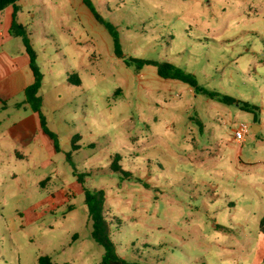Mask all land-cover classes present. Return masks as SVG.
Returning <instances> with one entry per match:
<instances>
[{
  "label": "rangeland",
  "instance_id": "374dc122",
  "mask_svg": "<svg viewBox=\"0 0 264 264\" xmlns=\"http://www.w3.org/2000/svg\"><path fill=\"white\" fill-rule=\"evenodd\" d=\"M94 5L118 30L125 56L194 73L206 89L257 106L256 121L237 105L187 93V84L159 77L153 66H126L102 26L95 49L91 41L80 44L87 56L55 28L56 38L43 44L62 48L67 59L59 52L41 61L42 111L60 150L41 145L34 132L20 143L0 138V264H38L41 255L58 264H101L85 189L105 191L112 238L129 264H259L264 0ZM33 38L40 48V28ZM63 66L80 69L81 86L65 82ZM8 104L0 101V134L31 113ZM242 123L248 131L240 144L234 130ZM75 135L80 149L71 164ZM115 155L126 174L112 170Z\"/></svg>",
  "mask_w": 264,
  "mask_h": 264
},
{
  "label": "crops",
  "instance_id": "0c3cea01",
  "mask_svg": "<svg viewBox=\"0 0 264 264\" xmlns=\"http://www.w3.org/2000/svg\"><path fill=\"white\" fill-rule=\"evenodd\" d=\"M91 1L94 5V0ZM125 1L126 0H121V3L125 4ZM104 5L106 13L112 17L115 10L109 6L108 1ZM16 6L19 7L17 21L25 26L30 34L31 43L37 53V63L40 69H42L41 61L45 60L46 54L48 59H50L51 56V62H53L56 57L59 59V52L63 60L67 59V55L62 48L55 49L56 46L46 47L43 44L46 43V41H50V38H56L54 32L55 28L68 34L67 44L77 48V51L81 50V54L87 56L90 53V49L84 48V46L80 48V44L82 43V45H84L86 41L88 43L91 41L94 45L93 49H95L96 30H99V26L104 27L97 21L93 12L84 3V0H19L17 1ZM94 7L96 8L95 5ZM14 9L15 7L10 5L0 11V101L3 103V108H7L9 106L8 103L11 102L14 107L27 108L31 113L28 114L27 117L21 119L18 123H15L13 126L14 128L6 129L5 132L1 133L0 138L3 135L7 136L8 140L12 139L14 143H20L25 140L23 137H27L26 139L31 138V134L34 132L39 135L41 145L56 152L52 141L42 131L38 112H35L32 107L26 103L25 90L34 82V75L30 67L29 55L25 51L22 39L9 33ZM100 14L102 15V13ZM39 28L41 29L43 38V42H40V48L37 47L33 38ZM109 36L114 48L113 39L110 34ZM51 52L53 55H51ZM63 69L65 70L66 75L65 82L68 85H82L80 77V84H72L69 82V77L71 75H80V69L74 66H63ZM43 84L44 79L42 86ZM186 90L189 94H195L190 86L189 89ZM39 95L44 102L42 87L39 91ZM209 100L212 101V99ZM256 117L257 116L254 114L252 115L254 121H256ZM189 121H195L201 126L199 118L190 116ZM47 122L49 121L47 120ZM254 126L256 130L259 129V126L255 124L253 127ZM238 143L241 144V142ZM256 236L258 242L257 245L260 249V247H264V229L259 227ZM259 264H264V251H262L261 262Z\"/></svg>",
  "mask_w": 264,
  "mask_h": 264
},
{
  "label": "trees",
  "instance_id": "16d2710c",
  "mask_svg": "<svg viewBox=\"0 0 264 264\" xmlns=\"http://www.w3.org/2000/svg\"><path fill=\"white\" fill-rule=\"evenodd\" d=\"M19 0H0V11L6 7L13 5L15 7L12 15V23L9 29L11 35L20 37L23 41L25 51L29 55L30 67L34 75V82L25 90L26 103H28L35 112H38L41 122L42 131L50 138L53 143L56 152H59V139L58 135L48 127L47 118L42 111L43 99L39 95V91L42 87L44 75L37 63V53L31 43L30 34L26 27L17 21V13L19 7L16 3ZM86 6L93 12L97 21L105 27V29L111 35L114 42L115 56L121 59L128 67H134L136 70H142L145 67L153 66L156 68L157 74L163 79L179 80L188 86H190L196 94H202L209 99L219 101L225 105H237L240 110L253 113L257 116L258 107L240 99L224 95L214 90H208L198 83L195 74L185 71L184 69L167 61L156 62L150 59H141L125 56L120 45V35L116 27L108 20H106L94 7L91 0H84ZM69 82L72 84H80V78L78 75H71ZM80 136L75 135L72 138V151L68 153L67 160L72 164V152L78 151L80 145ZM121 157L115 155L112 158L111 167L114 172H121L126 174L122 170L120 164ZM74 175H78L76 169H74ZM82 181V178H78ZM85 205L88 210V215L91 220L92 230L91 237L93 240L104 248V254L101 259V264H129L123 259L116 250V244L112 238L111 221L106 215V193L104 190H90L85 189ZM261 228L264 229V218L261 221ZM38 264H58L52 261L49 255H41L38 258ZM67 264V263H63Z\"/></svg>",
  "mask_w": 264,
  "mask_h": 264
},
{
  "label": "built area",
  "instance_id": "2783aa9c",
  "mask_svg": "<svg viewBox=\"0 0 264 264\" xmlns=\"http://www.w3.org/2000/svg\"><path fill=\"white\" fill-rule=\"evenodd\" d=\"M248 126L242 123L236 130H234V138L238 142H242L245 139Z\"/></svg>",
  "mask_w": 264,
  "mask_h": 264
},
{
  "label": "water",
  "instance_id": "95a60500",
  "mask_svg": "<svg viewBox=\"0 0 264 264\" xmlns=\"http://www.w3.org/2000/svg\"><path fill=\"white\" fill-rule=\"evenodd\" d=\"M253 128H254L255 131H257V130L255 129V126H254Z\"/></svg>",
  "mask_w": 264,
  "mask_h": 264
}]
</instances>
